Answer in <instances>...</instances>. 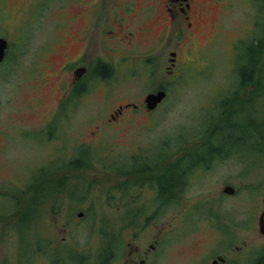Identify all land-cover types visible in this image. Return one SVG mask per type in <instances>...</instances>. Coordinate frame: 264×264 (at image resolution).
I'll return each instance as SVG.
<instances>
[{
  "label": "rangeland",
  "instance_id": "1",
  "mask_svg": "<svg viewBox=\"0 0 264 264\" xmlns=\"http://www.w3.org/2000/svg\"><path fill=\"white\" fill-rule=\"evenodd\" d=\"M225 1L228 7L204 12L192 48L180 49L173 73L162 67L151 77L133 57V64L116 66L110 81L101 84L91 75L83 94H70L58 69L78 51L74 41L84 18L73 19L77 9L67 2L42 8L29 0H0V38L9 44L0 65V264H125L128 247L148 244L162 227L171 240L165 264H192L206 246L230 248V264L255 257L264 153L243 147L234 124L247 109L252 119H264V48L244 87L233 68L244 64V41L255 33L264 40V6L260 0ZM136 12L131 20L145 22L139 7ZM120 38L103 37L107 43L100 45L96 29L92 42L109 60L113 48L129 50ZM135 39L134 49L143 50L148 38ZM162 51L167 56L171 47ZM160 81L166 99L146 112L143 98ZM172 165L182 176L164 202L157 181ZM225 186L235 193L223 195ZM82 190L86 201L71 202ZM190 208L201 216L195 233L181 231L196 219ZM78 212L87 220L83 225ZM201 223L212 226L213 236ZM74 245L91 259L78 258Z\"/></svg>",
  "mask_w": 264,
  "mask_h": 264
},
{
  "label": "flooded vegetation",
  "instance_id": "2",
  "mask_svg": "<svg viewBox=\"0 0 264 264\" xmlns=\"http://www.w3.org/2000/svg\"><path fill=\"white\" fill-rule=\"evenodd\" d=\"M33 5L42 6L44 8L45 4H49L53 7L54 3L67 2L68 8H76L77 14L75 13L72 18L77 19L78 17H83L84 22L80 28V35L75 38L74 44H76L79 49L72 58H68L63 61L62 65L58 69V74H63L67 77V88L68 93L72 94H83L85 92V83L88 82L91 75L93 79L98 80V83L103 81H110L113 77L114 70L117 65H131L133 62L130 61L131 58L135 57L137 60L136 63L145 71L152 74L155 72L160 74V69H163L166 72L173 73L174 68L177 65V61L181 55V48L187 46L188 49H191L193 45V35L194 29L197 30V27L200 26V18L204 17V12H209V7L219 4L221 7H228V2L225 0H29ZM139 3H136L138 2ZM157 1V2H156ZM141 5V6H140ZM139 7L140 16L145 17V22H140L138 19L132 21L131 17L137 13L136 8ZM155 12L153 13V11ZM79 12L82 16L79 15ZM136 15V14H135ZM40 17V16H39ZM38 17V18H39ZM138 18L139 16L136 15ZM150 20H154L150 22ZM134 23H137L135 26ZM131 27H134L132 30ZM96 29H98V43L100 45H105L107 42L103 39H106L116 42L118 37L125 41L124 45L127 46L129 50L123 51L119 49V46L113 48L109 54V60H106L102 57L101 51H105L102 47H97L93 45L92 36L94 35ZM130 29V30H129ZM155 33L152 37V34ZM136 36H139L141 39L148 38L147 41L143 44L144 49L136 50L134 49ZM151 38V39H150ZM8 42V41H7ZM185 42V44H184ZM140 45V44H139ZM148 45V46H147ZM151 45V48L149 46ZM147 46V47H146ZM171 47V51L167 54L162 50L164 47ZM97 47V48H96ZM245 47V46H244ZM243 48H240L239 51H243ZM9 48L7 43L6 56ZM98 48L100 50H98ZM238 48H236L234 53H237ZM258 50V53L260 52ZM135 51L143 52L142 55L134 56ZM238 51V54H240ZM106 52V51H105ZM107 54V52H106ZM132 54V55H131ZM113 58H117L115 62L112 61ZM167 61L168 65L163 66V62ZM244 61V60H243ZM244 65V64H243ZM102 67L105 68V74L102 73ZM136 67V66H135ZM134 67V69H135ZM83 68V73L76 78V70ZM98 69V72H97ZM239 78V70L236 71L233 68ZM134 72V70H133ZM262 76L260 82V87L262 83ZM252 79V75L250 77ZM160 81L158 88L148 92L142 101L141 107L146 111L150 112L155 110L165 99L166 91ZM62 87H65V84L60 83L56 87L57 92H62L61 98H64L63 95L65 91H62ZM159 90L165 91L164 98L156 105L153 110H149L145 104V98L150 93H156ZM64 96V97H63ZM60 107L58 103L56 107ZM57 108V109H58ZM61 107L60 111L62 110ZM130 108L140 109V105L132 104ZM124 107H119L114 114L111 115L110 119L114 120L118 117ZM183 172V171H182ZM181 175V173H179ZM162 176V174H161ZM182 176V175H181ZM179 184V182H178ZM178 184L175 188L178 187ZM231 187V186H230ZM45 188V187H43ZM174 188V189H175ZM52 192V191H49ZM233 193H235L233 191ZM232 193V194H233ZM45 195V193H43ZM225 195V193H223ZM86 191H77L71 195V202L78 203L80 201H86ZM167 197L160 195V200L166 201ZM264 211V203L262 204L261 210L257 218V231L259 237L261 238L260 251L253 257L250 261H245V264H264V234L260 233L259 229V218L262 212ZM194 213L195 221L193 226L181 228L182 232L185 233H195L197 231L196 225L198 222V217L200 213L197 209L190 208L188 213ZM80 215V216H79ZM208 216V215H207ZM206 216V218H207ZM76 219L82 221L83 225L87 220L84 217L83 212H78ZM264 222V218H263ZM181 223V222H180ZM201 226L206 230V234L213 236V228L210 224L201 223ZM92 227H89L90 230ZM226 228V227H225ZM165 227H162L158 230V234L152 236L150 242L143 246L137 247H128V260L126 259L125 264H165V255L166 248L170 237L165 233ZM224 229V228H223ZM66 232V229H63ZM203 230V229H202ZM201 233H203L201 231ZM221 235V234H220ZM89 241L93 238V234L88 235ZM169 237V238H168ZM168 239V241H167ZM21 240L18 242V248L21 247ZM224 240V239H223ZM88 241V242H89ZM87 242V243H88ZM222 242V241H221ZM86 244H84L85 246ZM166 245V246H165ZM75 253V255L80 258H83V261L86 262L84 258H90L88 251H79L75 248V245L70 247ZM230 248H224L219 246L217 250L213 251L212 246H206L203 248L202 252L197 255L196 259L193 260L192 264H230L229 257L226 255L227 250ZM22 255V249L19 251V255ZM92 255L98 258L95 251H92ZM96 255V256H95ZM21 257V256H20ZM188 262V261H187Z\"/></svg>",
  "mask_w": 264,
  "mask_h": 264
},
{
  "label": "trees",
  "instance_id": "3",
  "mask_svg": "<svg viewBox=\"0 0 264 264\" xmlns=\"http://www.w3.org/2000/svg\"><path fill=\"white\" fill-rule=\"evenodd\" d=\"M259 4H263L264 6V0H260ZM255 34H253L250 40L244 41L246 45L241 54V58L244 59V65L240 67V70L238 72L240 79L239 87H244L249 83L250 77L257 66L258 50L260 49V47L261 50L264 48V40L261 42L262 39L258 40V34H256L257 36H254ZM105 72V68L102 67V73L105 74ZM262 77V83L264 84V72L262 74ZM245 108L246 107H243L242 111ZM248 111L249 109L246 110V116L244 118L242 117V120L239 121L240 124H238L237 122V124H234V126L237 129L239 128L238 131L241 136L240 140L243 147L245 146L246 148H248L249 152H253L255 154L264 153V119L261 122H259L257 119H252ZM177 168V165L166 167L163 175L159 178V181H157V183L159 184L160 195L169 197L170 190L174 189L177 186L181 176L179 174L177 175V177L174 175L175 170L177 171ZM44 187H46V185H44Z\"/></svg>",
  "mask_w": 264,
  "mask_h": 264
},
{
  "label": "water",
  "instance_id": "4",
  "mask_svg": "<svg viewBox=\"0 0 264 264\" xmlns=\"http://www.w3.org/2000/svg\"><path fill=\"white\" fill-rule=\"evenodd\" d=\"M6 47H7V41L3 38H0V62H2V60L4 59ZM83 70H84L83 68L76 70L75 72L76 78L83 73ZM164 96H165V91L163 90H159L156 93L148 94L145 98V104L147 109L153 110L156 107V105L164 98ZM233 191H234L233 188L230 186H225L222 189V192L225 194H232ZM263 218H264V211L262 212L259 218V229H260V233L262 234H264Z\"/></svg>",
  "mask_w": 264,
  "mask_h": 264
}]
</instances>
